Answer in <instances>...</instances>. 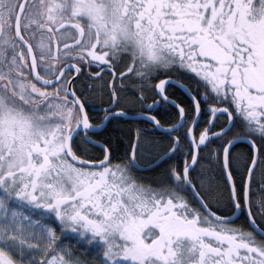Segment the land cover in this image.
I'll use <instances>...</instances> for the list:
<instances>
[{
    "label": "snow or ice",
    "instance_id": "snow-or-ice-1",
    "mask_svg": "<svg viewBox=\"0 0 264 264\" xmlns=\"http://www.w3.org/2000/svg\"><path fill=\"white\" fill-rule=\"evenodd\" d=\"M0 264H264V0H0Z\"/></svg>",
    "mask_w": 264,
    "mask_h": 264
},
{
    "label": "trees",
    "instance_id": "trees-1",
    "mask_svg": "<svg viewBox=\"0 0 264 264\" xmlns=\"http://www.w3.org/2000/svg\"><path fill=\"white\" fill-rule=\"evenodd\" d=\"M174 90H175L174 91L175 95L177 97H182L183 96V93L181 91H179L177 88L174 89ZM129 108H130V113L132 111H135V110L139 109L138 107L132 108L131 106ZM136 126L146 127V125H144L143 122L140 121V119H135V120L132 119L130 121H121L119 123V125H116V124L110 125L109 126L110 131L108 133H106V136L112 137L113 140L116 141L117 143H122L123 139H125V134L120 131V128H123L125 130V132H126L129 127L135 128ZM237 149H244L245 150L243 145L238 146ZM118 155H120V153H118Z\"/></svg>",
    "mask_w": 264,
    "mask_h": 264
},
{
    "label": "flooded vegetation",
    "instance_id": "flooded-vegetation-1",
    "mask_svg": "<svg viewBox=\"0 0 264 264\" xmlns=\"http://www.w3.org/2000/svg\"><path fill=\"white\" fill-rule=\"evenodd\" d=\"M178 89V88H177ZM179 91H181L182 93H183V91H182V89H178ZM173 91H175L174 89H173ZM149 103H151V100H149L148 101ZM96 103L99 105L100 104V101H99V99L97 98V100H96ZM135 107H140L139 105H136ZM93 115L94 116H96L97 114L96 113H93ZM101 115H102V113H101ZM153 135H156V136H159V132H158V130L157 131H155V132H153ZM245 150L244 149H235L234 150V156L237 154V153H243ZM159 171V169H157V172ZM140 175L142 176V177H144L145 179H148L149 177H154L155 175H156V172H149V171H144V172H141L140 173ZM257 181H259V170L257 171ZM243 218L241 217V220H242Z\"/></svg>",
    "mask_w": 264,
    "mask_h": 264
},
{
    "label": "water",
    "instance_id": "water-1",
    "mask_svg": "<svg viewBox=\"0 0 264 264\" xmlns=\"http://www.w3.org/2000/svg\"><path fill=\"white\" fill-rule=\"evenodd\" d=\"M183 91V90H182ZM131 114V113H130ZM135 119H139V117H137V118H135ZM135 119H133V120H135Z\"/></svg>",
    "mask_w": 264,
    "mask_h": 264
},
{
    "label": "rangeland",
    "instance_id": "rangeland-1",
    "mask_svg": "<svg viewBox=\"0 0 264 264\" xmlns=\"http://www.w3.org/2000/svg\"><path fill=\"white\" fill-rule=\"evenodd\" d=\"M127 107H130V106H128V105H126ZM85 247H87V245H85Z\"/></svg>",
    "mask_w": 264,
    "mask_h": 264
}]
</instances>
